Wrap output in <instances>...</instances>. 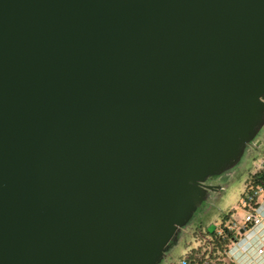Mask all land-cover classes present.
<instances>
[{"label": "water", "instance_id": "95a60500", "mask_svg": "<svg viewBox=\"0 0 264 264\" xmlns=\"http://www.w3.org/2000/svg\"><path fill=\"white\" fill-rule=\"evenodd\" d=\"M263 124L264 0H0V264H159Z\"/></svg>", "mask_w": 264, "mask_h": 264}, {"label": "rangeland", "instance_id": "374dc122", "mask_svg": "<svg viewBox=\"0 0 264 264\" xmlns=\"http://www.w3.org/2000/svg\"><path fill=\"white\" fill-rule=\"evenodd\" d=\"M263 135L264 124L254 140L247 145L240 160L219 175V179L215 181L219 189L207 194L206 200L198 207L187 224L177 230L167 245L165 256L159 264H177L180 262L184 256L195 249L197 232L201 230L210 234L214 233L224 216L229 212L234 211L238 216L243 215L242 199L246 185L250 183L256 162L264 156L262 153L264 149ZM254 141H256L255 144ZM229 245L230 243L227 246ZM214 259H216L215 263H220L217 261L220 259L218 254Z\"/></svg>", "mask_w": 264, "mask_h": 264}, {"label": "built area", "instance_id": "2783aa9c", "mask_svg": "<svg viewBox=\"0 0 264 264\" xmlns=\"http://www.w3.org/2000/svg\"><path fill=\"white\" fill-rule=\"evenodd\" d=\"M256 141H254V144ZM264 170V156L261 160L257 161L254 168V173L252 175H256L257 173ZM264 201V185L258 184L253 186L252 183H248L246 185V190L242 199V208L243 215L238 216L236 212H229L226 217L225 222H221L218 226L217 231L215 232V236L220 239L221 242H225L226 240L232 245V247L239 249L243 252V254L248 253L249 246H242L241 241H248L251 239L248 232L251 229L261 226L264 222V209L262 207V202ZM227 231V232H226ZM240 231H243L241 234ZM231 233L232 236L227 238L226 236ZM245 235V236H244ZM214 245L209 248L208 252L213 250ZM226 245L222 246V250L219 252L223 253ZM251 248V247H250ZM218 252V253H219ZM257 254L259 256L264 255V243L261 244L257 248ZM192 257L184 256L180 262L177 264H199V260L201 259L199 254L193 253ZM210 256L206 258L202 264H212L209 261Z\"/></svg>", "mask_w": 264, "mask_h": 264}, {"label": "crops", "instance_id": "0c3cea01", "mask_svg": "<svg viewBox=\"0 0 264 264\" xmlns=\"http://www.w3.org/2000/svg\"><path fill=\"white\" fill-rule=\"evenodd\" d=\"M262 153L264 154V149L262 150ZM262 207L264 209V201L262 202ZM226 219L227 217L225 215L222 222H225ZM245 235H249L251 237V239L248 241H241L242 246H249V251L246 254H243V252L239 249L232 247V245L227 246L229 243L228 241L226 242L227 244L223 253H215V247H213L211 252H208L212 244L214 245L212 234L208 232H202L201 230L197 232V244L193 251L194 253L200 254V256L202 255L204 260L210 256L209 261H211L212 264H217L215 263L216 259H214L216 254H218L220 258L217 259V261L220 262L218 264H264V255L259 256L256 252L257 248L264 243V222L261 226L251 229V231ZM201 251L205 252L202 253Z\"/></svg>", "mask_w": 264, "mask_h": 264}, {"label": "trees", "instance_id": "16d2710c", "mask_svg": "<svg viewBox=\"0 0 264 264\" xmlns=\"http://www.w3.org/2000/svg\"><path fill=\"white\" fill-rule=\"evenodd\" d=\"M250 183H252L253 186H256L258 184H263L264 185V170L257 173L256 175H252L250 178ZM227 232V231H226ZM232 236L231 233H229L226 237L230 238ZM212 238L214 241V252L218 253L220 250H222V246L226 245L227 240L225 242H221L220 239H218L215 236V233H212ZM194 253V251L190 252L189 254H187L186 256L188 257H192L191 255ZM204 261L203 256L201 257V259L199 260V264H202Z\"/></svg>", "mask_w": 264, "mask_h": 264}, {"label": "flooded vegetation", "instance_id": "af4514ba", "mask_svg": "<svg viewBox=\"0 0 264 264\" xmlns=\"http://www.w3.org/2000/svg\"><path fill=\"white\" fill-rule=\"evenodd\" d=\"M217 179H219V176H216V177H210L206 180L205 184H208V185H214L216 186V183L215 181H217ZM211 193V192H208V194Z\"/></svg>", "mask_w": 264, "mask_h": 264}]
</instances>
